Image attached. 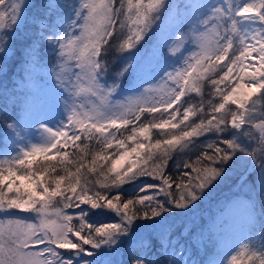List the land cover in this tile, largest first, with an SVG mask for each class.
<instances>
[{
  "label": "snow or ice",
  "instance_id": "6c2138e0",
  "mask_svg": "<svg viewBox=\"0 0 264 264\" xmlns=\"http://www.w3.org/2000/svg\"><path fill=\"white\" fill-rule=\"evenodd\" d=\"M5 5L6 0H0L3 57L11 53L12 33L31 6L27 0H9ZM40 9L42 15L33 18L38 39L25 50L24 71L30 78L36 68L50 67L49 111L62 113L63 120L55 128L46 119L33 121L42 126L38 142L0 158V264H117L111 257L124 239L128 240L127 264H188L179 241L171 238L176 223L166 214L177 209L185 210L180 213L184 216L193 213L199 207L197 202L207 199L227 174L224 165L233 157H247L253 171L258 169L256 187L264 200V0H73L71 4L43 0ZM6 17L10 31H4L8 27ZM185 23L192 25L199 47L189 56L177 55L183 34L174 39ZM149 31L168 34L174 45L169 51L175 59L165 57L160 44L152 49V59L159 56L165 65L173 66L171 72L167 67L163 70L168 90L155 104L143 103L144 94L120 104L115 95L121 79L133 77L130 91L135 92L138 81L147 82L143 80L144 64L137 59L138 50L122 57L123 64L109 84L108 54L113 49L117 53L137 49ZM162 43L169 46L168 41ZM42 44L57 56L51 66L41 63ZM180 61L184 66L175 67ZM4 67L0 65V70ZM68 68L73 69L72 75ZM205 81L210 85L207 109L203 99L195 107H188L192 101H182V97L191 91L201 93ZM149 91L145 89L144 93ZM212 96H219L220 102H213ZM229 103L237 110L226 108ZM142 113L160 115L141 121ZM190 115H198L199 122H190ZM134 120L140 123L134 124L130 133L120 132ZM152 129L161 131L153 137ZM210 132L216 134L214 141L198 139ZM82 135L101 146L92 154L91 166L84 164L81 155L68 160L70 153L62 152L75 146L85 153L88 145L76 143ZM3 136L22 143L20 120L5 123ZM114 146L116 158L105 151ZM190 146L198 149L196 158L177 160L173 171L167 172L173 153L185 149L191 152ZM53 149L55 154L48 155ZM37 155L49 161L60 156L65 174L50 176L56 171L50 164L34 169L33 157ZM109 161L110 167L105 170L104 164ZM118 166L123 171H118ZM84 167L87 172L82 173ZM89 172L97 173L98 178L89 180ZM141 177L150 178L152 183L136 184ZM126 183L133 184V192L122 199L125 193L119 189ZM55 197L62 200L54 203ZM82 205H90V209ZM73 208L79 209L78 223H73L75 213L65 211ZM96 209L101 211H91ZM104 209L115 213L118 222L107 218ZM13 210L33 212L35 216L25 218ZM53 215L58 219L52 220ZM257 215L255 202L250 201L247 221L253 237ZM136 220L152 222L163 261L153 258L149 251L152 241L133 231ZM259 241L258 248L254 243L243 244L236 255L229 254L230 259L225 256L209 264H264V225L260 226Z\"/></svg>",
  "mask_w": 264,
  "mask_h": 264
},
{
  "label": "rangeland",
  "instance_id": "374dc122",
  "mask_svg": "<svg viewBox=\"0 0 264 264\" xmlns=\"http://www.w3.org/2000/svg\"><path fill=\"white\" fill-rule=\"evenodd\" d=\"M9 0H6V5ZM66 3L71 4L73 0H65ZM78 3L79 0H76ZM173 3H182L183 0H169ZM216 2V0H212ZM243 2V0H241ZM258 2V0H256ZM27 3L31 5L26 9L24 18L20 23L17 30L12 33L14 39L11 41L12 51L7 57L0 56V65H4V69L0 70V158H8L11 155L16 154V150L21 147H26L32 143L38 142L41 136V125L34 123L37 119H46L47 124L53 128L57 127L63 120L62 113L55 111H49L47 91L50 87L51 81L49 80L50 67L45 69L44 67L36 68L30 78L26 77L24 71L25 50L38 39L37 26L33 23V18L41 16L40 5L43 0H27ZM6 23L8 25L4 31H10L11 25L9 19L6 17ZM79 27V25H78ZM192 25L190 23L183 24L177 32V36L174 39H178L183 34V39L180 41V46L177 55L183 53L184 56H189L192 51H198V41L195 34L191 31ZM148 37L147 49H140L138 51L137 59L144 64L143 80L146 83L137 82L139 84L138 89L133 92L130 91V81L133 77H126L121 79V88L117 89L115 99L120 104H128L136 97L144 94L143 103L155 104L158 102L161 96H164L168 90V85L165 83L167 73L164 72V68L167 67V71H173L172 65H165L160 57L152 59V49L160 44V50L165 57H170L169 48L174 46L172 41L168 40V34H161L158 31H149L145 34ZM163 41H168V47L163 46ZM141 43V42H140ZM231 54V53H230ZM40 58L42 65H53L57 56L47 47L46 44L40 46ZM175 59V57H170ZM123 62L121 61V66ZM121 66L118 68L120 70ZM184 61H180L175 67H183ZM73 69L68 68V74L72 75ZM236 74L234 73L233 76ZM107 82L111 84L115 80V73L108 75ZM54 80V77H53ZM73 81L75 78L73 77ZM145 89H149V93H144ZM188 94L198 93L191 91ZM255 97V96H254ZM253 97V99H254ZM94 103H98L95 98H92ZM219 102V96L217 103ZM251 102L249 101V104ZM226 108L237 110L235 105L229 103ZM258 109V108H257ZM174 109H170L173 111ZM63 111V109H61ZM163 111V108H161ZM257 116L259 111L257 110ZM159 116L160 113L150 114ZM181 117H178L180 119ZM196 115H190V122L196 121ZM14 120H20L23 137L19 139L22 143H16L15 138H7L3 136L5 123H11ZM257 122H260L259 119ZM159 130V129H155ZM109 131L115 132V129H109ZM161 131V130H159ZM167 131V130H164ZM178 131V130H177ZM71 135V131L69 132ZM99 136V134H97ZM81 137H84L83 135ZM242 142L248 143L246 139L241 137ZM254 145V143L252 144ZM6 146V147H5ZM56 150L48 154H53ZM39 156V155H37ZM114 158H116L114 156ZM247 157H242L240 160H235L236 168H239L242 172L239 177V181L234 188L233 194L228 197H223L226 192H218L214 197L211 195L201 202L193 213L188 216H184L185 210L180 209V213L175 217L171 216L169 221L177 224L183 221V230L188 231L190 226L192 230L187 232V241L191 238H195L196 245L200 248V256L190 259V264L193 261L200 260V264H209V261H216L231 255H236V252L243 244L254 243L259 247V235L260 226L264 225V200L260 198L257 191V177L259 175L258 169L253 171L250 163L247 162ZM142 164V161H141ZM128 165L125 162L124 167ZM118 171H123L118 166ZM114 175V174H110ZM224 177L220 180V182ZM219 184V183H218ZM79 191V189H78ZM211 198V199H210ZM225 198V199H224ZM54 200V199H53ZM61 201V200H60ZM255 202V212L257 215V228L255 231V237H253V230L248 224L247 216L249 211V202ZM55 203V200H54ZM62 206V205H61ZM88 206V205H87ZM90 207V206H89ZM90 209V208H89ZM54 211V209H53ZM92 211H101L100 209ZM108 212L107 218L115 217V213L109 210H103ZM54 220L58 218L53 215L51 217ZM119 219V218H118ZM187 226V227H186ZM174 228V229H175ZM141 236L157 237V233L153 228H146L145 231L139 233ZM190 235L192 236L190 238ZM178 239V236L177 238ZM128 245V243H127ZM128 247L123 252H117L111 259L117 262L122 260L128 255Z\"/></svg>",
  "mask_w": 264,
  "mask_h": 264
},
{
  "label": "trees",
  "instance_id": "16d2710c",
  "mask_svg": "<svg viewBox=\"0 0 264 264\" xmlns=\"http://www.w3.org/2000/svg\"><path fill=\"white\" fill-rule=\"evenodd\" d=\"M148 37L147 35L145 36V39L143 41H141L140 44L137 45V49L131 50V51H125L123 53H117L115 51V49H113L109 54H108V61L110 62V74H114L118 71V68L121 66V61L123 62L122 57H126L129 56L131 54H133V52H136L137 50L139 51L140 49H147L146 47L148 46ZM231 55V54H230ZM225 63H227V61H225ZM220 73H218L217 75H219ZM210 85L208 83V81L204 82V87L201 90V93L199 95L196 94H187L185 97H182V101L183 100H190L192 101V103H190L188 105V107H195L197 104L200 103V101L203 99L204 100V105L205 108L207 109V101L209 99L208 96V89H209ZM217 98L218 96H212L211 99L213 100V102H217ZM258 96H255L254 99H257ZM219 102H220V97H219ZM259 107L258 106V111H259ZM219 115V114H217ZM145 117L151 118V115L149 113H142L141 114V121L144 120ZM196 122H199V116L196 115ZM140 122L137 121H133V124H130L127 126V128H122L120 129V132H125V133H130L131 129L133 127L134 124H137ZM247 125H245L246 127ZM120 132H117V135L120 134ZM159 130H155L152 129V134L153 137H155V135L157 133H159ZM216 134L214 133H207L205 136L199 137L198 139L201 141H208V140H213L214 141V137ZM225 135H228L227 133ZM78 145L83 146L84 144L88 145L87 151L85 153H81L79 151V149H77L75 146H70L66 149H62L63 151H67L68 153H70V155L68 156V160H72L75 158V156L77 155H81L83 156L84 160V164L87 166H91V159H92V154L96 153L99 151L100 149V145L96 143V141L93 140H85L84 137H81L80 141L76 142ZM192 147V146H190ZM252 147H256V144L254 143V145H252ZM105 151L112 156V158H114V153L117 151V149L115 148V146L112 149H105ZM198 152V149L195 147H192V151L189 152L187 149L184 150V152H175L172 155V158L168 161L167 164V169L166 171L171 173L173 171V165L177 162V160H180L182 158H185L186 156H191L192 159L196 158V154ZM55 154V152L53 153ZM53 154H48V155H53ZM236 158L233 157V161H229L227 164L224 165L225 169H226V175L223 176L224 179L219 182V184L216 185V187L212 190V197H214L218 192H226V195H222L223 197H228L231 196L234 192V190L237 189L234 188L237 184V181H239V177L241 174V170L239 168H236L234 165L236 164L235 162ZM33 168H37L38 166H41L43 164H50V165H55L56 166V171L55 172H51L50 176H56L57 174L59 175H64L65 173L62 171V167L63 165L61 164V157L57 156L55 160H47L46 157L44 156H36L33 157ZM66 163V162H65ZM259 163V161H257V164ZM69 170L71 171H75V168L72 165H67ZM22 167V166H21ZM110 167V161L104 164V168L105 170ZM81 172H87V167L81 168ZM112 175L109 174V177H111ZM89 180H96L98 178V174L97 173H88V177ZM152 183V181L150 180V178L148 177H141L139 178L135 183L139 184V183ZM19 183V182H17ZM62 187H66L62 186ZM96 187L98 188L99 185H96ZM79 189V188H78ZM100 191H107L106 189H100ZM119 191L124 192L125 196L122 197V199L126 198L127 195H130L133 192V184L132 183H126L121 185ZM10 195H15V193H11ZM160 199H163V197H159ZM55 200V202H58L60 200H62V197H55L53 198ZM211 199V198H210ZM225 199V198H224ZM199 204V206H201V202H197ZM90 205H82V207L85 208H90ZM262 208H264L263 205H261ZM106 210V209H104ZM14 212H16V214L18 216H22L25 218H32L35 216V213L33 212H19L18 210H13ZM65 211H67L69 214L75 213V217H74V221L73 223H78V216H79V209L73 208V209H65ZM92 211V210H91ZM110 211V210H109ZM111 212V211H110ZM180 213V209L176 210V213H168L166 214L167 219L169 220V218L171 216L175 217L176 215L178 216V214ZM52 219V218H51ZM104 219V218H102ZM110 219V218H109ZM54 220V219H52ZM118 218H115V221L118 222ZM34 222V221H33ZM152 224L151 221H145V220H136L133 222V231L137 232V233H141L142 231H145L146 228H150V225ZM183 221H180L177 224V229L175 228L172 231L171 234V238L174 241H179V244L182 246V257L184 260H187L188 264H190V259L196 257H199L200 254V248L199 246L196 245V239L195 238H191L192 236L190 235L189 241H187V232H189L190 230H192V226H190L188 231L183 230ZM190 233V232H189ZM191 234V233H190ZM178 236V239H176ZM148 239H150L152 241V246L149 249V251L151 252L153 258L159 259L161 261L164 260V254L162 249L160 248V240L157 239V237H150L148 236ZM128 240L124 239L123 244H121L119 246L118 252H123L127 247ZM87 247V246H86ZM99 251V250H97ZM107 251V249H106ZM178 256L181 255V253L177 254ZM90 259V258H89ZM127 259H128V255L126 257L123 258L124 264H127ZM196 264H200V260H196Z\"/></svg>",
  "mask_w": 264,
  "mask_h": 264
},
{
  "label": "water",
  "instance_id": "95a60500",
  "mask_svg": "<svg viewBox=\"0 0 264 264\" xmlns=\"http://www.w3.org/2000/svg\"><path fill=\"white\" fill-rule=\"evenodd\" d=\"M4 23L7 24V23H6V19H5Z\"/></svg>",
  "mask_w": 264,
  "mask_h": 264
}]
</instances>
